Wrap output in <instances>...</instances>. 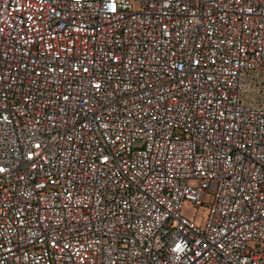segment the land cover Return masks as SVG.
<instances>
[{
	"label": "built area",
	"instance_id": "1",
	"mask_svg": "<svg viewBox=\"0 0 264 264\" xmlns=\"http://www.w3.org/2000/svg\"><path fill=\"white\" fill-rule=\"evenodd\" d=\"M0 264H264V0H0Z\"/></svg>",
	"mask_w": 264,
	"mask_h": 264
},
{
	"label": "rangeland",
	"instance_id": "2",
	"mask_svg": "<svg viewBox=\"0 0 264 264\" xmlns=\"http://www.w3.org/2000/svg\"><path fill=\"white\" fill-rule=\"evenodd\" d=\"M207 210V205L197 209L191 202L185 201L182 208V214L193 220L198 225H205L207 220Z\"/></svg>",
	"mask_w": 264,
	"mask_h": 264
}]
</instances>
